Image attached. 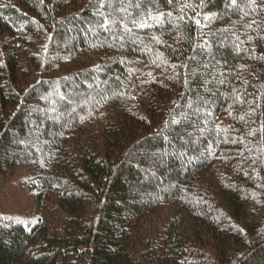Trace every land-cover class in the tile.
<instances>
[{"label":"trees","instance_id":"trees-1","mask_svg":"<svg viewBox=\"0 0 264 264\" xmlns=\"http://www.w3.org/2000/svg\"><path fill=\"white\" fill-rule=\"evenodd\" d=\"M0 264H264V0H0Z\"/></svg>","mask_w":264,"mask_h":264},{"label":"snow or ice","instance_id":"snow-or-ice-1","mask_svg":"<svg viewBox=\"0 0 264 264\" xmlns=\"http://www.w3.org/2000/svg\"><path fill=\"white\" fill-rule=\"evenodd\" d=\"M169 3H171V0H169ZM233 3L235 4V0H233ZM169 15H171V13H169ZM197 23H199V21H197ZM141 27H144L145 25L143 23H141L140 25ZM105 27H107V24L105 23Z\"/></svg>","mask_w":264,"mask_h":264}]
</instances>
